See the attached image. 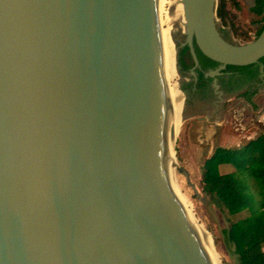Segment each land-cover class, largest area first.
<instances>
[{
	"label": "water",
	"instance_id": "water-1",
	"mask_svg": "<svg viewBox=\"0 0 264 264\" xmlns=\"http://www.w3.org/2000/svg\"><path fill=\"white\" fill-rule=\"evenodd\" d=\"M160 0H0V264H212L166 157ZM167 33L225 67L218 0Z\"/></svg>",
	"mask_w": 264,
	"mask_h": 264
},
{
	"label": "rangeland",
	"instance_id": "rangeland-1",
	"mask_svg": "<svg viewBox=\"0 0 264 264\" xmlns=\"http://www.w3.org/2000/svg\"><path fill=\"white\" fill-rule=\"evenodd\" d=\"M168 1L170 0H166L163 8L166 12L173 13L174 8L171 7ZM253 5L254 0H235V2H229L227 5L228 20L230 23L233 22L234 28L222 26L230 29L234 40L239 43H246L255 39L258 25L254 22L259 18L250 10ZM170 27L173 26H163L161 35H164V33L167 35V29ZM168 61L169 58L167 57L166 62L168 63ZM166 70H168L167 67ZM174 77L170 82L167 93L169 99H172L175 95L174 85L178 81L176 73ZM231 103H228L229 107ZM255 105L256 109L251 113L243 110V107H240L241 105H238L235 109H230L225 114L222 125L218 128L210 122L204 123L196 119H186L179 126L173 147L181 194L185 197L186 204L196 222L212 237L213 249L220 264H237L234 244L230 241L228 229L232 222L244 217L246 214L243 213L235 217L229 216L203 191V164L218 147L236 148L240 144H246L264 134V92L260 93L255 99ZM252 122L255 125H252ZM220 171L230 173L234 171V167L232 165H222Z\"/></svg>",
	"mask_w": 264,
	"mask_h": 264
},
{
	"label": "trees",
	"instance_id": "trees-1",
	"mask_svg": "<svg viewBox=\"0 0 264 264\" xmlns=\"http://www.w3.org/2000/svg\"><path fill=\"white\" fill-rule=\"evenodd\" d=\"M229 2L235 0H218L217 16L224 26L233 29V22L228 20ZM250 10L259 18L254 22L258 25L256 39L264 26V0H254ZM260 63H264V57ZM238 69L252 77L257 75L255 64ZM222 165H232L234 171L222 173ZM202 189L229 216L246 214L228 229L237 264H264V134L240 148H216L203 164Z\"/></svg>",
	"mask_w": 264,
	"mask_h": 264
},
{
	"label": "flooded vegetation",
	"instance_id": "flooded-vegetation-1",
	"mask_svg": "<svg viewBox=\"0 0 264 264\" xmlns=\"http://www.w3.org/2000/svg\"><path fill=\"white\" fill-rule=\"evenodd\" d=\"M221 33L226 40L232 41L227 29L223 27ZM177 44L179 47L178 68L181 74V87L186 95L187 119L210 122L218 128L230 109H235L238 105H241L240 107L248 113L256 109L255 99L264 92V63L259 61L255 64L257 75L252 77L249 72L239 70V66L222 67L210 60L199 50L194 39L189 43L182 35ZM176 84L180 89L179 79ZM181 93L175 89L173 97L177 119L181 117L182 111ZM244 93H246L245 96ZM229 102H232L230 107ZM252 125L255 124L252 122ZM244 145L242 143L236 148Z\"/></svg>",
	"mask_w": 264,
	"mask_h": 264
},
{
	"label": "bare ground",
	"instance_id": "bare-ground-1",
	"mask_svg": "<svg viewBox=\"0 0 264 264\" xmlns=\"http://www.w3.org/2000/svg\"><path fill=\"white\" fill-rule=\"evenodd\" d=\"M184 1L185 0H170V1H168L169 4L171 5V7L174 8L173 13H171L169 11L166 12V10H164V8H163L164 3H166V0H160L159 14H160V27L161 28L163 26H174L175 24H177L179 22H183V21L188 20L187 19V13H186V6L184 5ZM170 29H171V27L167 29L168 32ZM166 36L167 35L165 33H164V35H161L162 70H163V77H164L165 86H166V99H167V115H166L164 122H162V125H163V129H164V133H165L164 141H165L168 170H169L174 188H175L181 202L183 203L188 215L190 216L195 228L197 229V231L200 235V238H201V240H202V242L206 248V251H207V253H208V255L212 261V264H220L218 256L213 249L212 237L205 230H203L200 227V225L196 222V220L194 219L190 208H188V206L186 204L187 203L186 199L181 194V191H180L179 185H178L177 162L175 160V151L173 150V147L175 144L177 133L179 131V126L183 121H182V115H181V117L179 116V119H177V114L174 112L173 97H172V99H169L167 96V93L169 91L170 82L175 78L174 75H175V73L177 74V71L173 67L172 63L169 62L170 60L168 61V63L166 62L167 61V54L165 51ZM166 67L168 68V70H166ZM172 71H173V73H172ZM177 76H178V74H177ZM178 79H179V77H178ZM175 89L178 93L179 92L181 93L179 86L177 88V84L174 85V91H175ZM181 95L183 98L182 93H181Z\"/></svg>",
	"mask_w": 264,
	"mask_h": 264
},
{
	"label": "crops",
	"instance_id": "crops-1",
	"mask_svg": "<svg viewBox=\"0 0 264 264\" xmlns=\"http://www.w3.org/2000/svg\"><path fill=\"white\" fill-rule=\"evenodd\" d=\"M259 113H263V112H259Z\"/></svg>",
	"mask_w": 264,
	"mask_h": 264
}]
</instances>
